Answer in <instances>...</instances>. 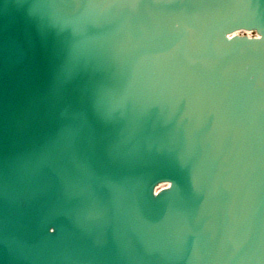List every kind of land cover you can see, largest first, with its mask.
Returning a JSON list of instances; mask_svg holds the SVG:
<instances>
[{"label": "water", "instance_id": "95a60500", "mask_svg": "<svg viewBox=\"0 0 264 264\" xmlns=\"http://www.w3.org/2000/svg\"><path fill=\"white\" fill-rule=\"evenodd\" d=\"M0 264H264V0H0Z\"/></svg>", "mask_w": 264, "mask_h": 264}]
</instances>
